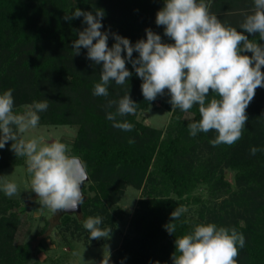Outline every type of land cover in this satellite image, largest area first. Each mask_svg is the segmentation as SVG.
<instances>
[{"label": "trees", "instance_id": "trees-1", "mask_svg": "<svg viewBox=\"0 0 264 264\" xmlns=\"http://www.w3.org/2000/svg\"><path fill=\"white\" fill-rule=\"evenodd\" d=\"M162 5L163 0H0V91L13 89L17 111L33 100L47 98L49 106L39 114L38 124L77 126L70 148L88 169V180L82 186L85 198L81 212L61 213L57 226L67 227L74 220L75 229H82L78 216L83 222L88 216L100 215L102 226L111 227L115 218L110 209L125 186L131 185L141 189L142 197L130 219L131 234L122 237L119 264L121 260L123 264H172L175 236L207 222L234 226L243 233L245 246L239 249L237 264H264V151L250 154L253 146L264 148V87L255 89L246 108L248 120L241 138L232 145L213 146L210 140L215 130L189 135L188 123L200 118L196 105L188 112L171 110L167 89L154 100H145L141 78L126 61L132 72L129 95L137 109L134 115L121 118L134 124L131 131H123L113 127L105 113L114 110L115 105L106 108L107 102L123 96L127 82H110L108 97L94 96L101 66L87 57L83 47L78 55L72 54V41L86 27L82 16L64 19L75 8L93 13L103 10L101 31L109 33L111 47V33L133 43L145 38L146 28L161 35L163 26L155 23V14ZM252 8V0H211L210 4L222 22L237 28ZM245 34L264 43L254 33ZM161 38L172 42L165 35ZM155 102L171 113L163 128L137 119L139 112L155 107ZM129 138L134 142L129 143ZM10 144L7 141L0 149V169L23 161L15 157ZM229 172L232 181L227 178ZM203 185L208 198L192 194ZM190 203L199 204L197 215L184 213L180 219L188 222L175 221L176 232L169 234L163 225L170 221L171 211ZM15 206L16 201L0 192V264H37L35 256L43 244L38 240L33 247L30 240L17 237L26 223L23 206L8 212ZM48 228L46 221L39 233L45 236Z\"/></svg>", "mask_w": 264, "mask_h": 264}, {"label": "clouds", "instance_id": "clouds-1", "mask_svg": "<svg viewBox=\"0 0 264 264\" xmlns=\"http://www.w3.org/2000/svg\"><path fill=\"white\" fill-rule=\"evenodd\" d=\"M253 8L244 15L238 28L222 22L210 10L211 0H163L155 14V23L172 42L145 29V38L134 43L118 33H111L114 42L109 47V33L101 31L103 10L82 11L75 8L71 16L83 17L86 27L78 31L72 41V54L87 49V57L101 66L99 82L94 84V96H109L108 85L115 82L125 85L126 93L118 100H108L106 119L112 126L131 131L134 124L121 119L135 114L137 103L129 95L128 78L132 72L125 66L128 61L141 78V92L145 100L152 101L167 89L171 110L188 112L198 107L200 118L187 127L190 136L215 130L210 140L213 146L232 145L243 133L248 120L246 108L257 87H264V43L249 39L245 33H254L264 41V0H252ZM99 9V8H98ZM240 29V30H238ZM138 55L133 57V52ZM250 52L251 55L245 54ZM123 53V55H122ZM212 93L213 95H209ZM48 99L33 100L22 111L14 108L13 89L0 91V149L11 141L15 157L25 158L30 189L39 197L41 207L53 214L76 211L84 202L82 186L88 179V169L80 156L59 139L46 141L27 135L40 121V113L48 108ZM134 140L129 138V143ZM264 148L253 146L255 155ZM29 189V188H28ZM15 180L0 175V192L12 197L19 192ZM128 205V204H127ZM187 212L178 205L170 213V221L163 227L169 234L176 232L175 221ZM83 228L92 239L109 238L111 227L102 226L100 215L88 216ZM172 264H237L239 249L245 246V237L234 226L214 222L195 224L191 231L175 236ZM99 264H112L110 252L103 255ZM123 264V260H121Z\"/></svg>", "mask_w": 264, "mask_h": 264}, {"label": "rangeland", "instance_id": "rangeland-1", "mask_svg": "<svg viewBox=\"0 0 264 264\" xmlns=\"http://www.w3.org/2000/svg\"><path fill=\"white\" fill-rule=\"evenodd\" d=\"M161 35H164L163 28ZM170 115V111L162 107L159 102H155V107L139 112L137 119L149 126L163 128L169 122ZM183 118L188 119L190 115L183 114ZM76 131V125L38 124L27 135L41 137L46 141L59 139L70 146ZM25 169V158L19 165L0 169V175H3L6 179L15 180L20 190L12 197H7L3 192L1 193L4 198L16 201L18 204L17 207H11L8 212L16 210L19 206L25 208L22 217L26 224L22 226L21 230L19 229L20 232L17 237L22 240H30L33 247L36 246L38 240H41L43 249L35 256L38 260L37 264H99L102 256L107 255V250L110 252L112 264H119L121 240L124 235L131 234L130 219L134 214L138 199L142 197L141 189L131 185L125 186L119 200L110 209L115 218L114 224L111 226L110 237L92 239L88 236V232L83 228V225L82 229H75L74 220H71L67 227L57 226L60 222L61 213L53 214L46 207H41L39 197L30 189V177L26 174ZM227 178L232 181V172L227 174ZM192 194H200L203 198L209 197L204 185L197 187ZM198 206V203L186 205V216L195 217ZM76 219L77 224H83L80 216ZM46 221L49 222V228L46 230L45 236H42L39 231Z\"/></svg>", "mask_w": 264, "mask_h": 264}, {"label": "water", "instance_id": "water-1", "mask_svg": "<svg viewBox=\"0 0 264 264\" xmlns=\"http://www.w3.org/2000/svg\"><path fill=\"white\" fill-rule=\"evenodd\" d=\"M88 180V179H87ZM86 180V181H87ZM85 181V182H86ZM84 182V183H85ZM84 198H85V196H84ZM81 212V205L80 206H78V208L76 209V211H62V212H60V213H80Z\"/></svg>", "mask_w": 264, "mask_h": 264}]
</instances>
